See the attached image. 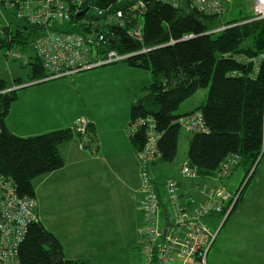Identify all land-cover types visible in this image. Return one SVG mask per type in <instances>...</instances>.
<instances>
[{"label":"trees","instance_id":"obj_1","mask_svg":"<svg viewBox=\"0 0 264 264\" xmlns=\"http://www.w3.org/2000/svg\"><path fill=\"white\" fill-rule=\"evenodd\" d=\"M144 1L146 6L141 12L136 7V0H85L81 11L88 8L87 14L73 17L65 30L85 35L94 31L108 32L105 35L108 46L99 48V53L104 55L115 50L129 57L104 67L125 63L131 68L151 72L152 82L132 92L129 127L148 118L156 124L155 130L160 135L157 143L160 157L152 168L158 182L160 215L163 211L165 222L171 223L173 210L166 184L161 186L164 191L159 188L164 179L159 167L173 163L178 156L180 133L184 129L181 119L199 113L207 129L194 133L185 129L192 137L188 157L180 166L182 179L167 176L163 180L171 179L177 183L180 202L187 209L192 203L197 205L206 200L202 193L209 188L207 181L215 177L226 160L238 157V163L227 177L235 173L243 176L241 185L235 191L230 190L239 193L235 207L224 222L225 211L205 219L215 225L222 222L223 228L242 203L259 172L260 166L255 168V165L260 158L261 164L264 157V19L242 23L252 18L249 15L224 22L226 12L222 16H210L198 12L187 2L174 7L156 0ZM92 9L96 13H89ZM119 12L127 13L123 26L118 23ZM138 25L142 27L140 40L130 34ZM224 26L227 29L216 35L209 33ZM35 30L30 25L20 26L12 41L0 36L2 45H25L32 36L31 31ZM29 65L30 83L47 77L38 56ZM25 83L17 78L12 86L0 79V174L14 181L19 195L36 198L34 181L65 165L59 151L61 145L73 138H79L85 149L97 144L95 127L90 121L86 127L87 136L77 132L78 122L67 129L35 136L13 134L6 120L18 99V89L14 88ZM202 89H208L202 104L191 112L178 113L181 105ZM147 129L148 125L132 135L128 132L136 152L147 142ZM185 163L194 170L195 178L183 177L181 169ZM161 176L163 179L159 180ZM184 179L192 182L190 188H185L186 193L182 189L186 186ZM19 260L20 264L91 263L89 259H67L59 239L39 218L30 225L19 247Z\"/></svg>","mask_w":264,"mask_h":264},{"label":"built area","instance_id":"obj_2","mask_svg":"<svg viewBox=\"0 0 264 264\" xmlns=\"http://www.w3.org/2000/svg\"><path fill=\"white\" fill-rule=\"evenodd\" d=\"M136 7L142 12L146 2L136 0ZM178 7L189 3L198 12L210 16H222L227 11L229 0H156ZM85 0H0V4L14 12L17 19L24 21L36 30L34 48L42 60L47 77L34 83L47 82L60 78L73 77L79 73L104 67L123 61L129 55H121L115 50L102 55L99 48L108 46L106 33L94 31L86 35L68 32L65 29L73 17L81 13ZM81 11V12H80ZM127 13H118V23L124 25ZM264 19V0H253L252 18L242 23ZM226 26L209 32L218 34ZM3 33V32H2ZM5 33H3L4 35ZM131 36L140 40L142 27L138 25ZM8 38V35L5 34ZM12 39L10 38L9 41ZM19 57L18 54H7ZM28 62L25 59V63ZM258 60H256V63ZM181 126L190 132L207 131L201 114L180 120ZM88 121L81 119L77 123V132L86 135ZM147 142L137 152L141 167L140 210L143 224L141 236V264H208L209 253L217 239V234L207 225L205 219L211 214L225 211V218L231 213L238 200L239 193L225 188H205L206 200L187 209L180 202L176 182L165 181L172 207L173 219L162 226L160 200L157 195L158 182L153 173V163L160 157L157 143L160 135L155 130L151 118L134 122L129 129L132 135L143 126H147ZM264 134V133H263ZM87 136V135H86ZM264 148V135H263ZM234 156L225 161L217 171L216 180L227 178L238 163ZM183 177L195 178L196 173L185 163L181 169ZM38 202L36 198L21 196L11 178L0 174V264H20L19 247L29 227L38 221ZM222 226V225H221ZM220 230V229H219Z\"/></svg>","mask_w":264,"mask_h":264},{"label":"rangeland","instance_id":"obj_3","mask_svg":"<svg viewBox=\"0 0 264 264\" xmlns=\"http://www.w3.org/2000/svg\"><path fill=\"white\" fill-rule=\"evenodd\" d=\"M91 14L96 13L95 10H90ZM253 14V0H229L227 11L223 15V21H231L233 19H240ZM25 26L24 21L17 19L14 15V12L10 11L7 7L0 4V36L5 38V34L8 35V40L12 39L15 34V30L20 27ZM5 33L3 35V33ZM32 36L28 38L25 45L13 43L11 47L2 45L0 39V79H5L10 84H13L14 80L17 78H22L24 86L28 85L29 87L39 88L41 91L37 94L35 91L32 94L23 95L21 99V105L19 108V113L22 116L21 125L22 131H26L23 124H36L37 120H42V115L46 118L47 111L52 110L54 114H67L75 113L78 117L75 119L78 122L84 117V115L91 114L99 116L102 114V111L107 113H116L120 112L122 119L124 116L128 117V95H127V85L118 86L107 84H102V89L93 88L99 86L102 79L99 77L104 70L110 72L111 78L116 80L119 78L129 80L130 88L134 87H143L149 85L152 82V75L150 71L134 69L135 72H138V76H127L126 70L129 66L125 63H119L118 65L104 67L98 70L91 71L89 73H81L80 76L66 77L56 80L47 81L44 83H30L29 74H30V65L29 62L32 61L37 55L34 48V39L36 34L31 31ZM12 41V40H11ZM10 54H18L19 57L8 56ZM25 59L28 62L25 63ZM125 66V67H124ZM123 69V71L121 70ZM131 72V71H130ZM129 72V73H130ZM27 86V87H28ZM20 87H15L14 89H20ZM22 89V88H21ZM20 89V90H21ZM208 94V89H202L197 92L191 99L186 101L178 110V113H184L185 111L194 109L202 104L205 100L206 95ZM115 98L117 101L111 104L100 105L98 99L107 100L108 98ZM35 102L37 104H35ZM42 105L45 110H40ZM39 109L37 114L33 109ZM88 108V109H87ZM91 108V110H90ZM29 111L33 119L29 118L24 120V113ZM46 111V112H45ZM116 111V112H114ZM45 112V113H44ZM88 112V113H87ZM119 115V114H118ZM81 117V118H80ZM38 124V123H37ZM39 122V125L33 127L34 133H39L38 130L42 125ZM33 126V125H32ZM130 127L128 126V132ZM27 133V132H24ZM24 135V134H23ZM28 137V136H27ZM183 137H192L185 129L181 130L180 138L181 144L179 146L178 158L173 164H165L160 166V172L164 174V179L167 178V175L171 173L170 166L177 167L178 161H184L188 157V146L183 145ZM168 166L169 168H167ZM259 172L256 175V178L249 186L245 197L246 203L243 206L238 207V211L231 217L225 227H221L222 222L215 225L211 221L206 223L212 232L217 234V241L214 247H212L209 256L208 263L211 264L212 257H214L213 264H264L262 261V254H260L259 249L252 248L247 245L242 244H232L235 243H244V242H259L264 241V157L259 164ZM180 171V170H179ZM155 175V171H154ZM156 176V175H155ZM173 177V176H169ZM242 175L240 173H235L230 178H224L221 180H216L211 178L207 181L206 187H215V188H225L227 190L235 191L242 183ZM177 178V177H173ZM161 179L162 176H161ZM163 179V180H164ZM186 186H182L183 193H186L185 188L187 186H192V182L187 179H184ZM35 184V182H34ZM165 185L163 182L162 186ZM203 186V185H202ZM164 188V187H163ZM162 188V191H164ZM71 195H74L75 205H83L85 202L84 190H71ZM111 201L106 202V213L110 214L111 212L116 214H121L126 208L129 207L128 201L118 198L117 195H112ZM52 201V199H51ZM41 206V204H40ZM59 206V198H55L52 202L45 200L44 209L40 207L41 221L44 225L48 226L51 229L54 225V222L57 218H60V211L56 215L57 208ZM249 207L252 212L251 216L247 217L245 209ZM63 208V207H61ZM64 209V208H63ZM120 211V213H118ZM162 211L161 222L162 226L165 224V215ZM110 219V218H108ZM107 222V221H106ZM108 231L104 234L105 241H102L101 246L94 252L96 256L91 257L92 264H141V250H136L138 242H141V239L138 240V227L132 226L130 223L125 227V231L122 233L112 232L111 223H108ZM220 229V230H219ZM140 234V230H139ZM141 237V236H140ZM138 241V242H137ZM136 244V245H134ZM134 245V246H133ZM141 245H139V248ZM80 248V247H79ZM78 247L76 248V250ZM87 248H81L80 251H86ZM78 251V250H77ZM89 259V258H88Z\"/></svg>","mask_w":264,"mask_h":264},{"label":"crops","instance_id":"obj_4","mask_svg":"<svg viewBox=\"0 0 264 264\" xmlns=\"http://www.w3.org/2000/svg\"><path fill=\"white\" fill-rule=\"evenodd\" d=\"M124 69L126 70L125 73H127V76L137 77L139 75L138 72H135V68L128 67ZM94 70L83 73L85 75V73H89ZM121 70L123 71V69ZM107 71L108 70L106 69L98 74L102 79L100 82L101 84L93 88L100 90L102 89V84L104 83L108 86H118V83L119 86H125L128 84V117L124 116L122 119L120 112L118 115L116 113H107L106 111H102V114L99 116H95L92 112L91 114L84 115L82 119L90 121L94 124V136L97 145H91L88 149H85L79 138H73L70 142L59 147L60 154L65 162L64 167L51 174L39 177L34 181L35 196L38 201V214L40 221V207L41 209H44L45 200L52 202L56 197L59 198V206L57 208L56 215L58 211H60V218L56 219L51 229H49L46 225L44 226L59 239L67 259L76 260L89 258L91 261L90 264H92L91 257L96 256V254L94 255V252L100 248L102 241H105L104 234L108 231L107 227L109 226V222L112 226V232L116 233L124 232L125 227H127L130 223L132 226H137L139 230L143 224V215L140 210L141 167L137 157V152L133 149L128 136L132 92L140 87L133 86L130 88L129 80L126 81V83L123 78L114 80L111 78L110 72ZM80 74L76 76H80ZM12 86H15L14 82ZM27 86L28 85H22V89H18V99L12 105L6 120L7 127L13 134L21 137L35 136L54 130L67 129L76 123L78 119H75L78 115L75 113H70L69 115L59 113L54 114L51 112L52 110H50L47 112L45 111L47 116L44 118L45 116L39 111V109L43 111L45 110L42 105V107H39V109L37 108V110L33 109L35 115L39 111V114L42 115V120H37L36 122L38 124L36 123L35 125L28 123L23 124L25 126L24 130L26 131H22V116L19 113L21 99L23 98L24 93L29 94L30 92L32 94V92L34 93L35 91L39 94L38 92L41 91V87L34 88ZM98 101L100 105H104L115 103L117 100L109 97L107 100L99 98ZM35 104L37 103L35 102ZM192 110L194 109L185 111L184 113L191 112ZM29 118L33 119V116L29 111H27L24 113L23 119L28 120ZM39 122L42 123L40 124L42 126L38 129L40 132L34 133L33 127L39 125ZM190 139L191 137H183V145L188 146ZM180 144L181 138L179 139V146ZM92 149H95L94 154L92 153ZM175 161L171 164L174 165V163H176ZM184 161H178L176 169H174L175 167L172 169V166H170V168L166 166L171 171V173L167 176L177 177V179L181 180L182 177L179 170ZM163 165L165 164H162L161 166ZM160 178L161 177H158L159 180ZM160 182L159 188H162L161 186L164 181L161 180ZM80 188L84 190L85 202L83 205L79 204L77 206L73 202L75 197L74 195H71V190L74 189L79 191ZM112 195H117L120 200L124 199L129 203V207L122 211L121 214L113 212L110 214L106 213V202L112 200V197H110ZM245 203L246 197H244L240 206H243ZM245 212L247 217L252 215V210L249 207L245 209ZM118 213H120V211ZM139 230L138 240L141 239ZM216 241L214 245L216 244ZM231 243L247 245L261 250L260 254L263 253L261 259L264 262V241ZM139 245L140 241L138 242V246L136 248L138 251L140 250ZM77 247L78 251L76 250ZM81 248H87L88 250L80 251ZM214 257L215 256L212 257L211 264H213Z\"/></svg>","mask_w":264,"mask_h":264},{"label":"water","instance_id":"obj_5","mask_svg":"<svg viewBox=\"0 0 264 264\" xmlns=\"http://www.w3.org/2000/svg\"><path fill=\"white\" fill-rule=\"evenodd\" d=\"M88 10L89 9L87 8L86 10L82 11L81 13H79L77 15V17H79L80 15H86ZM260 160H261V158H260ZM260 160L256 163L255 168L259 165Z\"/></svg>","mask_w":264,"mask_h":264}]
</instances>
